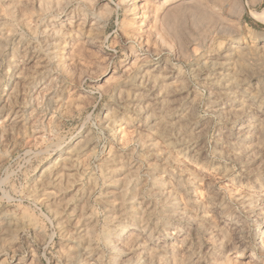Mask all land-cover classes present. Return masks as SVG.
I'll list each match as a JSON object with an SVG mask.
<instances>
[{
  "label": "rangeland",
  "instance_id": "1",
  "mask_svg": "<svg viewBox=\"0 0 264 264\" xmlns=\"http://www.w3.org/2000/svg\"><path fill=\"white\" fill-rule=\"evenodd\" d=\"M246 3L0 0V264H264Z\"/></svg>",
  "mask_w": 264,
  "mask_h": 264
},
{
  "label": "bare ground",
  "instance_id": "2",
  "mask_svg": "<svg viewBox=\"0 0 264 264\" xmlns=\"http://www.w3.org/2000/svg\"><path fill=\"white\" fill-rule=\"evenodd\" d=\"M193 7H195V6H193ZM243 7H245V6H243ZM246 9H248L249 11H251V13L253 15H255L256 17H259L260 18V17H262L264 15V13H262L263 11L262 12H258V11L253 10L252 7H251V5H250V3H246ZM128 230H129V227L127 225L122 226L117 231L116 237H118V238H124L126 236V234L129 233Z\"/></svg>",
  "mask_w": 264,
  "mask_h": 264
}]
</instances>
